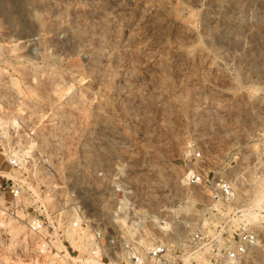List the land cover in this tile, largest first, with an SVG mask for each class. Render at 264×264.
Returning <instances> with one entry per match:
<instances>
[{
  "label": "rangeland",
  "instance_id": "1",
  "mask_svg": "<svg viewBox=\"0 0 264 264\" xmlns=\"http://www.w3.org/2000/svg\"><path fill=\"white\" fill-rule=\"evenodd\" d=\"M0 110L48 117L31 123L54 179L93 178L109 205L117 184L180 264L197 249L209 264L264 171V0H0ZM190 168L239 197L209 200ZM1 222L14 263L29 246ZM247 222L256 242L224 264H264V216Z\"/></svg>",
  "mask_w": 264,
  "mask_h": 264
},
{
  "label": "built area",
  "instance_id": "2",
  "mask_svg": "<svg viewBox=\"0 0 264 264\" xmlns=\"http://www.w3.org/2000/svg\"><path fill=\"white\" fill-rule=\"evenodd\" d=\"M0 116L8 119L7 131L0 133V219L19 223L30 243L29 251L18 252L19 263H12L11 252L10 261L0 255V264H180L169 243L147 229L144 217L133 211L117 184L108 196L109 205L101 195L95 200L99 191L92 187L93 178L71 182L53 178L51 163L31 123L48 120L46 115H6L0 110ZM31 140L35 144L25 152ZM183 181L201 185L211 201L228 202L236 195L229 180L208 176L200 168L188 169ZM150 216L155 215L146 217ZM199 238L197 231L192 232L184 246L195 245ZM255 240L252 226L240 221L234 238L212 264L238 260ZM19 245L24 248L22 242Z\"/></svg>",
  "mask_w": 264,
  "mask_h": 264
},
{
  "label": "bare ground",
  "instance_id": "3",
  "mask_svg": "<svg viewBox=\"0 0 264 264\" xmlns=\"http://www.w3.org/2000/svg\"><path fill=\"white\" fill-rule=\"evenodd\" d=\"M4 132H6L4 130V121H2L0 119V133H4ZM33 145H34V142L32 140L29 141L25 145V148H26L25 152L30 150V148ZM38 177L40 178L41 176H38ZM231 186L234 189L236 188V186L233 183H231ZM243 194H245L244 197L242 198L244 200L245 204L238 205L240 207V209L237 210L240 212V214L238 216L242 215L244 218L243 220H246V222L248 220L252 223H255L258 221L259 216L260 217L264 216V171H263V173L255 172L251 176L250 189L249 190H243ZM238 197H239L238 195H235V197L232 199V201H228V202L234 203V201L237 200ZM212 208H214L216 210L219 209L217 207V204L212 205ZM141 213H142V215L147 216V214L144 211ZM152 217H153V220L159 224V226L162 230H163V228H165L168 225V222H166V220H160L156 216H152ZM1 221H3V222H1ZM0 222L3 223V225L5 224L6 226H8V228H9L8 231L11 233V238H12L11 243L12 244L17 243L19 239L26 240V243L30 244L29 240L27 239V236L25 235L24 230L20 224L14 222L12 220H9V219L8 220L7 219H4V220L0 219ZM203 224L207 225L208 233H210V235L213 234V230H211V227H210V221L207 220V218L203 219ZM255 242H256V240H255ZM28 244L25 246V248L28 247ZM23 246H24V244H23ZM224 246H225V243L219 244L215 249V253L220 254L222 251V248H224ZM27 249H29V248H27ZM27 249H25V251H29ZM197 250H195L193 253L194 258H195L193 264H207L208 261L206 260V258L203 257L200 254V252ZM191 255H192V252L188 253V255L185 256L183 259L184 262L187 261ZM229 261H230V263H233L232 261H234V260H229ZM15 262L19 263L20 262L19 258H17V260H15L14 263ZM224 262L228 263L227 260H225ZM35 264H37V263H35ZM209 264H212V262H209Z\"/></svg>",
  "mask_w": 264,
  "mask_h": 264
}]
</instances>
